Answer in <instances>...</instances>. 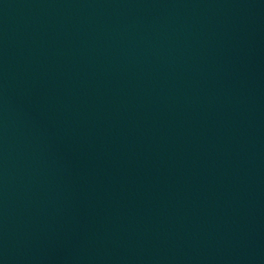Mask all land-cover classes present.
<instances>
[{
  "label": "water",
  "instance_id": "water-1",
  "mask_svg": "<svg viewBox=\"0 0 264 264\" xmlns=\"http://www.w3.org/2000/svg\"><path fill=\"white\" fill-rule=\"evenodd\" d=\"M0 264H264V0H0Z\"/></svg>",
  "mask_w": 264,
  "mask_h": 264
}]
</instances>
